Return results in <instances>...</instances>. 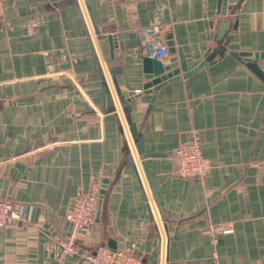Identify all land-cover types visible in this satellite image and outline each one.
I'll return each mask as SVG.
<instances>
[{"label": "crops", "instance_id": "obj_1", "mask_svg": "<svg viewBox=\"0 0 264 264\" xmlns=\"http://www.w3.org/2000/svg\"><path fill=\"white\" fill-rule=\"evenodd\" d=\"M2 1L0 200L26 222L0 229V264H81L57 241L104 179L79 253L136 244L143 264H264V80L238 55L264 54V0ZM153 27L180 80L145 93L140 33ZM191 130L211 163L201 181L171 175Z\"/></svg>", "mask_w": 264, "mask_h": 264}, {"label": "built area", "instance_id": "obj_2", "mask_svg": "<svg viewBox=\"0 0 264 264\" xmlns=\"http://www.w3.org/2000/svg\"><path fill=\"white\" fill-rule=\"evenodd\" d=\"M3 12L4 3L0 0V19ZM150 31L140 33L143 55L154 59L167 57L168 47L165 44L159 45L156 36L161 32V27H153ZM171 160V175L175 178L201 181L211 168L210 161L201 154V142L197 132L193 130L173 149ZM97 199V192L93 189L74 199L65 215V220L70 226L68 235L57 241L61 251L64 254H78L81 264H143L135 253L136 244L124 249L98 246L93 251L78 252L76 244L81 232L89 228L95 220ZM17 222H26L23 206L9 200H0V229L13 226ZM210 231L215 233L224 230L210 227Z\"/></svg>", "mask_w": 264, "mask_h": 264}, {"label": "water", "instance_id": "obj_3", "mask_svg": "<svg viewBox=\"0 0 264 264\" xmlns=\"http://www.w3.org/2000/svg\"><path fill=\"white\" fill-rule=\"evenodd\" d=\"M225 0H220V3L224 6ZM222 6V7H223ZM222 14L224 11L221 12ZM226 27L225 24H223L222 29ZM97 42L100 46L101 50L103 51V54L105 56L110 57L111 59H118L117 53L115 51V44H114V38L112 36H104L101 35L97 30ZM167 39H170V36H167ZM231 38H227L224 41V47L228 44L229 40ZM169 55L171 58L169 59V64L164 65L160 61L154 58L144 57L141 61L142 69L144 73V78L146 82L142 86V91L145 93H151L154 91H157L162 86L165 85L166 82H176L180 80V71L177 68V64L175 62L174 58V48L173 44L169 41ZM224 48L220 49L218 51V55H223ZM239 56L243 57L244 61L247 63V67L261 80H264V73L259 69L257 66V60L259 58H264V54H250V53H241L238 54ZM209 60H203L200 64H198L194 69H192L190 72H186L185 76L190 75L191 73L195 72L196 70L200 69L201 67L205 66L208 63ZM109 68H112L113 66L108 64ZM121 95V94H119ZM123 96H128L127 94L123 93ZM122 97V96H121ZM123 99H121L122 101ZM107 187V179H104L101 184V188L98 192V199H97V211L96 215L99 214L101 209L102 200L104 197V194L106 192Z\"/></svg>", "mask_w": 264, "mask_h": 264}]
</instances>
